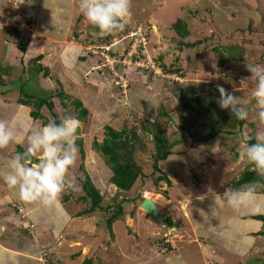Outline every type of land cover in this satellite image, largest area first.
<instances>
[{"label": "rangeland", "instance_id": "rangeland-1", "mask_svg": "<svg viewBox=\"0 0 264 264\" xmlns=\"http://www.w3.org/2000/svg\"><path fill=\"white\" fill-rule=\"evenodd\" d=\"M8 3H10V9L14 12L8 10L5 12L6 16L11 17L21 13L20 9L16 10L18 3H20L19 0L15 3L14 0H9ZM78 10L74 13H77V16L81 19L84 18ZM130 11L131 20L126 23L129 30H126L122 35L111 34V38L108 40L109 44L115 42L117 37V40H121V42L115 48L121 46L120 49L118 48L120 51L126 50L128 45L134 42L133 38L130 42V34L135 30L137 31V29H141L139 26L141 24V27L149 28L147 29L149 42L145 46L146 57L149 56L163 74H171L175 77L171 80H166L165 77L155 78V75L145 71L137 76L133 69L127 72L124 69V72H126L124 83L128 85L130 95H133L135 90L148 89V86L151 91L155 90L145 82L156 81L155 84L159 85L160 92L154 91L156 98L153 100H145L143 99V93L141 96L138 93L141 91L136 92L137 99L143 101L140 104L143 109L134 107L128 109L125 106L128 101L127 92L122 94L110 79H95L96 86L94 85L93 88L85 86L79 92L69 88H64L66 92H63L57 86L58 84H53L50 86V90H43L48 92L42 94L39 91L41 89L39 81H32L31 84L35 86L26 87V92L32 87L37 88L35 95L40 96L41 99H46L60 91L65 93L66 97L63 101L60 98L52 100L53 110L59 121L67 116L75 117L76 111L72 104L75 100L82 101L92 112L91 116L89 115L81 121V126L77 132L75 141L76 159L66 177V182L71 186L66 187L58 200L65 199L69 209L71 206L73 209L86 210L89 207V201L84 198L79 180L88 175L102 196L101 206L104 208L110 207L113 209L115 204L126 199L125 201L128 204H125L124 209L130 204L133 205V208H130V213L133 214L146 196L156 200L159 206L166 207L165 205L169 203L170 198H172L171 203L173 205L178 206L180 204L179 193H182L183 198H186L184 193H193V201L183 200L184 203L187 202V212L195 221L200 220L201 224L207 221L208 218L210 223L214 224L222 210L227 211V208L222 207L223 209H220L221 207L217 205L220 199H223L224 189H236L235 182L232 179L239 180L242 174L253 171L251 164L241 155L243 152V138L245 136L255 137L257 132L264 131V124H261L256 118L255 102L251 101L246 105L249 116L246 119V125L243 126L241 136L226 135V132L230 131V125L227 126L228 128L215 127L214 129H219L221 132L212 144H194L190 135L197 134L194 136L195 138L199 135L206 137L209 130L203 124L206 120L208 121V118L203 119L197 111L194 112L189 108H184V102L180 100V96L189 97L191 90L185 87L191 86L195 88L194 95L202 97L211 90L206 87L201 88V85L211 84L215 87L222 86L226 91L242 99L248 100L250 98L255 80L248 79L251 76L249 67L257 66L264 69V0H130ZM31 16L32 13H29L25 18L21 17L20 19L19 17L15 24L16 26L19 25L22 31L26 30L30 39H33L35 36L37 37V31L36 24L31 22ZM177 21H182L187 25L189 37L181 38L176 34L173 27ZM29 24H31V27L28 26ZM89 26L87 24L86 27L89 28ZM143 30L146 31L144 28ZM91 45L100 46L104 43L91 41L90 45L86 47H91ZM190 45L193 46L190 47ZM235 45L245 49L246 60L219 66L218 60L220 57L214 49L217 48L220 52H223L228 47ZM79 55L83 57V54L79 53ZM177 71L183 76L180 77ZM16 76L12 75L5 78L6 81L11 82L10 87L11 85L16 87V94L9 92L7 97L14 98L19 95L17 92L20 83L18 82L15 86ZM142 76L144 78H141ZM13 82L15 83L13 84ZM169 83L174 84L169 85ZM21 85H24V83H21ZM2 89L0 87V90ZM9 101H5V104L8 105L7 108L5 107L8 112H4L0 116V118H5L6 121L9 116L11 117V114L16 112L14 110L16 103L14 100ZM121 104L124 105L120 106ZM28 109L34 111L32 106H28ZM40 113L47 121L50 118L52 119L45 108H42ZM105 126H109L115 131L133 127L141 141L137 147L130 151V154L127 155L126 153L125 155L141 167L144 176L137 181L131 192L122 196L109 183L110 169L104 158L94 150L92 145L93 142H102ZM158 130L165 134L171 149L168 158L163 162H159L157 166L162 173L167 175L171 181V187H168L164 182L154 185L152 181V179L159 176L158 173H153L152 169L155 156L152 133ZM250 141L255 142L254 139ZM175 142H178V144H174ZM255 177L262 185L258 188L263 190L264 178L259 177L257 174ZM202 194H212V196L202 198ZM48 208L43 205L39 212L33 216L36 218L46 217L44 214L47 213ZM71 212L74 211L71 210ZM109 212L113 213L114 210ZM93 214L95 216L94 222L99 221L102 224L101 226H106L105 219L109 216L108 213L96 211ZM199 214L202 219H199ZM215 215V220L210 218ZM18 217L20 219L19 214ZM117 224L119 223L117 222ZM120 226H115L118 237L121 236V233L119 235ZM167 228L165 227V231L161 229L163 233L159 232L157 236L151 235L148 237L147 243H144L145 240L142 245L152 248L157 241L160 246L161 244L164 247L167 246L164 240L170 236H175L176 233V231L173 232ZM227 228L229 229L228 225ZM23 229L27 231L26 228ZM164 233L168 236L163 237ZM23 236L21 234L22 238ZM239 236L240 233L235 238H239ZM128 239L119 238L121 243L123 241L124 244H128L130 241V253L131 256L134 255L135 257L134 252L136 250H132L131 247L134 241L132 238ZM240 240L246 239L241 237ZM183 246L176 244L177 254L188 250V248L181 250ZM252 246L251 241L242 243L237 251H234L236 257L229 249L230 252L224 249L227 256L224 264H240L233 260L237 257L243 261L242 264H264V253L258 255L248 254L249 251L247 250ZM260 246L264 251V241L260 242ZM151 252H153V249H146L142 259H147L148 264H155V259L148 260V254H153Z\"/></svg>", "mask_w": 264, "mask_h": 264}, {"label": "crops", "instance_id": "crops-1", "mask_svg": "<svg viewBox=\"0 0 264 264\" xmlns=\"http://www.w3.org/2000/svg\"><path fill=\"white\" fill-rule=\"evenodd\" d=\"M19 1L17 9L19 8L21 13L9 17L5 15L8 10L12 11L9 0H0V87L4 89L0 90V116L8 112L6 109L8 105L5 101L14 100L16 103L14 107L16 112L10 113L11 117L9 116L7 121L5 118H0V121L5 122L13 130L15 137L14 142L7 148L0 149V165L5 164L11 158L17 147L24 150L27 146L28 135L45 121L44 118L38 120L31 118V109L18 103L20 95L14 98L7 97L9 92L16 94V87L13 85L10 87L11 82L6 81L5 78L17 75L16 80L13 78L16 82L13 84L16 85L18 82L24 83L30 80L28 83L32 86V81H39L41 87L39 91L42 94L48 92L43 90H50L53 84H58L57 86L63 92H66L64 88L79 92L85 86L92 88L96 86L95 79H98L95 74H89L86 77L91 61L78 59L79 53L84 49L83 44L97 37L94 35L96 30L85 22L86 19H81L77 13H74L79 8V1ZM29 13H32L31 22L36 24L37 37L33 39H30L26 30L22 31L19 25L15 24L19 17L20 19L25 18ZM87 24L90 25L89 28L86 27ZM28 26L31 27V24ZM37 57H41L39 62H34ZM40 66L47 71L46 76H43V71L38 73ZM32 76L33 78H30ZM155 82L145 83L151 85L155 92H160L159 85ZM27 91L28 94L35 95L37 88L32 87ZM137 91H141L138 92L140 96L143 93L145 100L156 98L155 92L151 91L149 86L148 89L141 88ZM137 91H133V95H130L131 102L133 106L139 105L138 108L143 109L140 105L143 101L137 99L135 95ZM17 93L19 94V89ZM41 115L43 116L42 113ZM255 180L254 176L253 182L236 187V189L255 184L258 182ZM232 181L236 183L238 179H232ZM256 192V199L240 209H235L229 206L225 199H220L217 205L221 207L220 209L227 208V211L222 210L217 220L215 217L218 213L210 217L216 221L214 224L210 223L209 218L201 224L200 220L195 221L187 212L186 204L194 200L193 193H184L186 198L179 193L181 200L178 206L171 203L172 198L170 197L166 207L159 206L156 200L151 199L158 211L157 219L145 214L139 206L131 214L130 208L132 209L133 205H130L123 209L119 220L111 224V238L106 226H101L99 221L94 222V212L80 215L82 210L73 209L71 206L69 209L66 200L62 202L61 199L54 204L47 205L46 207H49L51 212L48 213L49 210H47L44 214L46 217H34L33 215L39 212L43 204L38 201L32 203L22 201L16 190L9 188L3 180H0V264H148L147 259H142L146 249H153L151 252L153 254H148V260L155 259L157 261L155 264H207L208 262L224 264L227 260L224 249L230 250L235 255L237 248L246 241L253 243V246L247 250L248 254H263L260 242L264 241V222L255 217H264V189L257 188ZM202 195V198L212 196V194ZM183 200L187 202L184 203ZM15 204L27 212V221L34 226L32 235L21 226ZM199 219H202L200 214ZM164 220L172 222L167 229L176 231L175 236L164 240L167 246L164 247L163 244L160 246L157 241L152 248L142 245L145 240L144 243H147L151 235L157 236L159 232H162L161 229L165 231L167 226ZM173 224H176L174 229ZM116 225L123 226L119 227V235L121 233L119 237L116 234ZM239 233V238H235ZM21 234L24 235L23 238ZM166 236L168 235L164 233L163 237ZM122 237L126 240L133 239L131 247L132 250H136V252L133 251L135 257L130 253V241L128 244H124L123 241L121 243L119 238ZM241 237L246 240H240ZM176 244L185 246L181 250L184 248L188 250L177 254ZM233 260L240 264L243 262L239 257Z\"/></svg>", "mask_w": 264, "mask_h": 264}, {"label": "clouds", "instance_id": "clouds-1", "mask_svg": "<svg viewBox=\"0 0 264 264\" xmlns=\"http://www.w3.org/2000/svg\"><path fill=\"white\" fill-rule=\"evenodd\" d=\"M79 10L96 30L94 35L101 38L123 31L131 16L130 0H79ZM249 71L248 79L255 80L250 98L242 99L218 85V105L237 120H246L249 116L246 105L254 101L256 118L264 124V69L250 66ZM80 126L78 118L67 116L59 123L50 118L46 124L35 127L27 137L24 151L14 152L0 165V180L16 190L26 203L38 201L47 206L58 202L61 193L71 186L66 177L76 159L75 141ZM253 139L254 143H248ZM14 140L13 130L0 121V149L7 148ZM241 155L251 164L252 170L264 178V131L257 132L255 137L243 138ZM261 186L257 182L239 189H226L222 198L229 206L240 209L256 199V190Z\"/></svg>", "mask_w": 264, "mask_h": 264}, {"label": "trees", "instance_id": "trees-1", "mask_svg": "<svg viewBox=\"0 0 264 264\" xmlns=\"http://www.w3.org/2000/svg\"><path fill=\"white\" fill-rule=\"evenodd\" d=\"M10 4V3H9ZM19 9V8H18ZM17 9V10H18ZM146 31H144L145 37L148 38L147 34V27L143 26ZM176 34L181 38H187L189 37V31L187 25L182 21H177L176 25L173 27ZM128 31L129 28L125 26L123 31L117 32L116 34L122 35L125 31ZM114 34V35H116ZM111 35H107L104 37H96L92 42H101L105 45L109 44L108 40H110ZM87 43H84V47L89 45L91 40L86 41ZM99 44V43H97ZM97 46V45H96ZM193 45H190L192 47ZM226 51L220 52L217 48L214 49L215 52H217L220 59L218 60V65L223 66L230 62H241L246 60L245 55V49L240 46H230L228 49H225ZM248 51V49H246ZM83 51V50H82ZM81 51V52H82ZM41 57H37L34 62H39ZM80 61H91L90 66L93 67L96 63L95 57H78ZM157 59V58H156ZM91 67L88 69L86 73V77L89 76V74H95L98 79H110L109 76H106L105 73L102 70L98 71H91ZM120 67V66H119ZM40 68V69H39ZM43 71V76L47 75V71L43 69L41 66L38 67V73ZM138 73H142L141 69L135 70ZM178 73V71H177ZM180 77L183 76V74L178 73ZM107 77V78H106ZM30 78H33L30 77ZM156 78V77H155ZM30 81V80H29ZM24 82V85H21L19 88V95L20 98L18 99V103L24 106H32L34 108V111H31L30 116L34 120L43 119L44 117L41 115V109L45 108L46 111H48L49 116L52 117V119H55L57 123H59L57 115L54 113L53 110V102L52 100L54 98H60L62 101L66 97L65 93L62 91L52 94L48 98L41 99L40 97H37L35 95L28 94L26 92V87L31 86L28 82ZM174 84V83H172ZM170 84V85H172ZM16 85V84H15ZM209 88L211 91L207 95H204L202 97H199L195 94V88L191 86H186L185 88L188 90H191L189 97H185L184 95L180 96V100L184 102V108H189L191 111L198 112L200 117L203 119L208 118V121L206 120L204 122V126L208 128V134L206 137H201L200 135L198 137H194L195 135H190L191 141L195 143H206V144H212L216 138L220 135L219 129H214L215 127H226L230 125V131L226 132V135L229 136H241L243 126L246 125V120H237L234 116H231V114L227 110H222L218 105L219 100V93L217 91V87L211 85V84H202L201 88ZM129 89H127V104L125 106L129 108H138V106H133L131 102V97ZM136 101V100H135ZM63 105V103L61 102ZM73 107L76 111L75 117L78 118L80 121H83L86 119L89 115H92V112L88 110L87 107L83 106L81 101L75 100L73 101ZM124 104H121L122 106ZM131 106V107H130ZM130 112V110H129ZM164 115V114H160ZM45 119V118H44ZM48 121L45 119L43 122L46 124ZM104 138L101 143L93 142V148L96 152H98L105 160L106 164L108 165L111 176L109 179V183L116 189L118 194L120 196L125 195L129 192H131L135 184L138 180H140L144 175L141 170V167L136 164L135 162L131 161L129 158L126 157L130 154V151L133 150L135 147H137L140 144V138L137 134V131L132 127L131 129H122L120 131H115L109 126L104 127ZM152 139L154 142V150H155V156L153 158L152 163V169L153 173H158L159 176L152 179L154 185H157L159 182H164L168 187H171V181L167 177L166 174L162 173L159 169L157 164L159 162L165 161L168 156L170 155V145L165 137V134L161 131H154L152 133ZM248 143H254V141H248ZM174 144H178V142H175ZM79 145V143H78ZM24 150L21 149V147H17L16 152H23ZM81 152V151H80ZM256 172L250 171L243 174L240 180H238L235 183V187H240L245 184H249L254 181V176ZM81 189L84 193V198L89 201V207L82 211L80 215H87L91 214L96 211H102L104 213H108L109 216L105 219V225L107 230L110 233V237L112 238L111 233V224L122 216L123 209L125 204H128L127 201L123 200L118 202L113 206V209L110 207H102V196L99 193V191L95 188L93 185L90 177L88 175H85L82 180H79ZM62 202H65V199L61 200ZM114 210L113 213H110L109 211ZM255 219L264 222L263 216L255 217ZM164 224L167 227H170L172 222L170 220H164ZM86 264V263H85Z\"/></svg>", "mask_w": 264, "mask_h": 264}, {"label": "built area", "instance_id": "built-area-1", "mask_svg": "<svg viewBox=\"0 0 264 264\" xmlns=\"http://www.w3.org/2000/svg\"><path fill=\"white\" fill-rule=\"evenodd\" d=\"M16 1L17 0H14V3ZM14 3L13 5H15ZM140 28L141 29H137V31L135 30L130 34V42H132V38L134 42L131 43V45H128L129 49L127 48L126 50L123 49L120 51L119 49L121 46L118 47L119 49L115 48L121 42V40H117L116 37V41L109 45H91V47H84L83 51L81 52L83 57L90 56L91 58H96L97 61L91 68V71L102 70L106 76L110 77L112 84H115L122 94H126L128 89V85L124 83L126 81V77L124 75L127 71H131L132 69L134 71L141 69L142 71L152 73L156 77H165L166 80L175 79V77H173L174 75L163 74L159 67L153 62V60L149 56L146 57L145 46L148 41L145 37L143 27L140 26ZM124 69L126 72H124ZM161 73L165 76H163ZM15 208L20 216L21 226L26 228L28 233L32 235L34 226L31 223H28L27 212L19 205H16ZM207 264L215 263L208 262Z\"/></svg>", "mask_w": 264, "mask_h": 264}, {"label": "water", "instance_id": "water-1", "mask_svg": "<svg viewBox=\"0 0 264 264\" xmlns=\"http://www.w3.org/2000/svg\"><path fill=\"white\" fill-rule=\"evenodd\" d=\"M140 210H142L145 214L149 215L153 219H157L158 211L150 198H144L141 203L139 204ZM176 224H173V229Z\"/></svg>", "mask_w": 264, "mask_h": 264}]
</instances>
